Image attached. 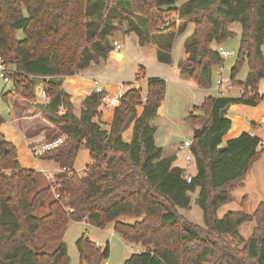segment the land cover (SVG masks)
Instances as JSON below:
<instances>
[{
	"label": "trees",
	"instance_id": "obj_1",
	"mask_svg": "<svg viewBox=\"0 0 264 264\" xmlns=\"http://www.w3.org/2000/svg\"><path fill=\"white\" fill-rule=\"evenodd\" d=\"M178 2L0 0V55L13 86L3 98L12 95L35 104L36 89L44 86L50 99L42 115L52 125L45 142L63 138L39 157L60 166L54 174L57 198L49 182L39 188L37 170L19 163L16 146L1 133L5 117L0 112V264H71L66 243L53 252L37 244L40 234L42 241L59 236L71 221H86L103 230L114 223L124 241L143 247L123 264H264V201L252 214L243 209L218 216L231 201V190L244 185L264 151V138L247 131L225 142L232 120L226 112L222 115L235 104L264 102V95L256 91L264 79V0H186L180 6ZM172 12L180 23L160 27ZM116 13L127 18L141 45L154 40L158 60L168 64L176 37L194 24L184 43L188 57L177 67L202 88L211 87L213 67L224 63L213 43L238 36L231 26L241 27L230 75L242 94L208 96L186 117L195 130L190 150L196 173L191 181L186 168L175 164L177 155L165 156L156 140L152 122L166 97L164 78L149 77L145 95L130 84L109 127L103 126L100 110L106 90L91 92L77 114L72 95L63 87L65 77L109 57L115 48ZM19 31L24 38L18 37ZM245 65L246 78L239 80ZM144 74L141 67L138 77ZM202 128L204 132L196 135ZM84 148L92 162L80 173L75 166ZM197 190L205 227L180 211L190 208L191 194ZM42 207L43 214H37ZM252 221L256 225L246 240L239 228ZM228 237L244 242L243 255L227 251ZM77 247L81 263L103 264L110 255L109 241L97 245L86 232Z\"/></svg>",
	"mask_w": 264,
	"mask_h": 264
},
{
	"label": "rangeland",
	"instance_id": "obj_2",
	"mask_svg": "<svg viewBox=\"0 0 264 264\" xmlns=\"http://www.w3.org/2000/svg\"><path fill=\"white\" fill-rule=\"evenodd\" d=\"M186 0H179V4H182ZM114 17L115 24L117 25V29L113 31L112 39L117 40L121 43L122 49L120 53L123 57L119 60H112L111 55L108 58L101 59L99 63L102 66H105L106 69H111L113 77L116 81H125L124 87L121 89H126L129 87L130 84H133L137 87H140L143 90L144 95L147 91V80L151 76L155 75H169L170 76V66L168 65H161L159 63L158 56L154 53H150L145 51V46H148L150 42H146L144 45L140 44L138 34L132 33L133 31L129 30L128 20L122 14L116 13ZM113 20V21H114ZM167 22L175 23L178 25L180 22L178 20V15L176 12H172L168 18L165 19L163 23H160V27L165 25ZM234 30H241L239 24H234L231 26ZM132 33V34H131ZM18 37L24 38L23 32H18ZM154 41V40H153ZM153 43V42H152ZM239 43H240V35L225 40L222 44L213 43V47L218 49L219 46H222L226 51L232 52V54L224 57V63L222 65V72L225 76H231V68L233 67L234 63L236 62L238 50H239ZM141 45V46H140ZM115 55V54H113ZM113 57V56H112ZM114 58V57H113ZM96 63V62H95ZM141 66L145 67V74L138 77V72ZM247 65L242 68V71L239 75V78L242 79L244 73L247 70ZM221 66H214L213 67V74H212V84L210 87L211 94L216 96L221 95V93L216 88V80L220 77ZM144 76V77H143ZM186 79L193 85L197 84L189 77ZM138 83L136 84L135 82ZM128 84V85H127ZM236 87V86H235ZM3 88L7 91L11 88V83H6L5 80L0 76V109L2 113L7 117L10 118V102H6V99L2 96ZM119 88V89H120ZM118 89V90H119ZM240 89V88H239ZM123 90V92H124ZM186 90L183 92L180 88H178L177 84L173 80H169L168 83V90H167V105L169 107V112L171 115L169 117H159L155 119L154 122L157 125V143L159 145H163L166 149L174 150L175 146L177 148V160L176 165L186 168L187 173L195 174L196 173V164L194 161L188 162L186 160V154L188 153V149L181 147L186 139L193 138L194 131L192 127L186 122V117L190 114L189 112V102H196L199 100V96L192 95L191 91ZM94 90H92L93 92ZM194 91V90H192ZM241 89L238 90L237 88H231L224 92L225 94H234L240 93ZM209 92V93H210ZM192 95V96H191ZM12 97V95L10 96ZM36 97L38 100L43 101L46 103L47 100H44L39 95V89H36ZM21 101V100H19ZM187 101V102H186ZM75 105V104H74ZM201 105V104H200ZM101 109V108H100ZM35 114L31 116V118L23 117L22 120L19 119L18 124L23 127L29 128L30 131H39L40 135H44L50 127V124L45 121L42 117L43 115L40 114V109L34 108L32 109ZM195 113H198V110H195ZM106 114V113H104ZM42 115V116H41ZM104 127H109L110 123L108 121H103ZM25 128V127H24ZM23 128V129H24ZM191 129V130H190ZM25 130V129H24ZM49 131V130H48ZM47 131V133H48ZM193 131V132H192ZM130 131H127L124 136L127 138L129 137ZM40 138V137H39ZM45 143V140L38 144H31V146L35 145L37 147L41 146ZM21 151V156L23 159H26V151L21 142L18 143ZM36 157V156H35ZM39 158V157H38ZM37 159V158H35ZM82 159V156H80ZM88 164L85 165V168ZM32 166V165H31ZM85 168L76 169L80 173L84 171ZM39 177V188L44 186L46 180L43 182V176L41 173L38 175ZM47 179V176H45ZM48 180V179H47ZM49 182V181H48ZM232 199L225 205H223L219 211L218 216L223 217L228 211H241L245 210L248 213H253L257 208L258 204L261 201H264V151L260 158L255 162L254 167L247 175V178L244 182V185L238 186L231 190ZM199 191L192 193V202L189 209H181V213L193 222L197 226L205 227L204 219H203V211L199 207L196 202L198 197ZM43 207L37 212V214H43ZM135 219H132L134 221ZM256 225L255 221L247 222L243 224L240 228V234L247 240L253 232V229ZM86 232L88 237L97 245H104L107 241L110 242V255L106 259L109 264H123L126 259H128L131 254L135 252H139L143 249L140 245L128 243L124 241L118 234L115 233L110 227L106 229H100L95 227L94 225L89 224L86 221H71L67 226L66 230L63 234L51 238H45L47 241L44 240V236L40 234L39 242L37 243L38 246L47 252L55 251L62 243H66L68 247V253L70 256L71 264H86L81 263L80 254L77 247V240ZM227 241L229 242V248L227 249L228 252L236 253L237 257L239 255H243L244 253V242H241L238 238H231L228 237ZM101 243V244H99ZM35 248L37 246H34ZM242 258V257H241ZM245 260L244 258H242Z\"/></svg>",
	"mask_w": 264,
	"mask_h": 264
},
{
	"label": "crops",
	"instance_id": "obj_3",
	"mask_svg": "<svg viewBox=\"0 0 264 264\" xmlns=\"http://www.w3.org/2000/svg\"><path fill=\"white\" fill-rule=\"evenodd\" d=\"M177 5L180 6L179 2L177 3ZM193 30H194V24L191 23L186 27V29L184 30L182 34L176 37V40L173 46V51H172L173 61L171 64L161 62L157 59L161 65L170 66V70H169L170 76L167 74L161 75V76L159 75V77H162L166 80L167 90H168L169 80L171 79L177 84L178 88H180L183 92H186V90L189 89L188 91H191L192 95L196 94L197 96H199V100L197 101V103L196 102L194 103L192 101L189 102L190 103L189 104L190 113L194 111L195 106H199L200 104H202L205 98H207L208 96H211V95L216 96L214 94H211L210 88H202V87L196 86L195 84L193 85V83L191 84L186 79V76L180 73V70L177 67L181 59H185L188 57V53L185 50L184 43L187 37L192 34ZM236 31L238 35H240L241 30L237 29ZM132 33H135V32H132ZM151 41L153 43L152 42L149 43V45L145 46V48L143 49H145V51L147 52L154 53V55H156V58H157V48H158L157 44L153 40ZM110 55H111L112 60H119L123 57L120 51L118 52L111 51ZM141 67L145 69L144 66H141ZM220 72H222V69ZM246 75H247V70L244 73L242 79H240L239 76H238V79L244 80L246 78ZM155 76H158V75H155ZM95 81H99V85L102 86L104 90L107 91V94H111V95L116 94L118 92V89L120 87L123 88L124 83H127L125 81H116V79L112 75L111 69H106L105 66H102L101 64H97L95 62H92L89 67L85 68L81 72L75 75H72V76L65 77L63 81V87L65 88L66 91H68L72 95V101L75 104V111L77 114L80 113L83 100L92 92V90H95V87H96ZM10 83H11V88L7 91L3 88L2 96L6 92L12 90V87H13L12 82L10 81ZM135 83L137 84L138 81ZM232 88H237L238 90L241 89L239 86H236V87L233 86ZM256 91L264 95V79L260 81L259 85L256 88ZM241 94H242V90L240 91V93L225 94V96H240ZM221 95H224V93ZM166 100H167V91H166L165 100L163 101L161 107L159 108L158 116L155 119H158L159 117H169L171 115V113L168 110L169 107L167 105ZM6 102L8 103L10 102L12 106H10V112H9L10 118H7L2 113V110L0 109V112L5 117V123L1 127V133L4 135V137L8 141L12 142L16 146L18 161L21 164V166L24 168L35 169L39 173H41L43 176V182L44 180H46V183H44V186H46L48 184V180L45 179L46 178L45 176H47V174L49 173L55 174L56 172L60 171V166L59 164H57L56 162L52 160H42L38 157H35L31 152L30 145L38 144L42 142L43 140H45L52 130V125L50 124L49 121H47L44 117H42L45 121H47L50 124V127H48L47 129V131L49 130L48 133L46 131L44 135H40L39 131H36V130L30 131L29 128H26L27 124L26 126L21 127L18 124L19 119L22 120L23 117H26V115L24 114L29 115L27 117L31 118V116L35 114V112L32 110L33 107L35 108V105L29 104L25 101H19L14 96L8 97ZM37 102H43V101L38 100ZM114 109L115 107L100 109L103 112V121H108L109 123L112 122ZM42 111L43 110L40 109L39 113L42 114ZM226 113H227V116L230 117L232 120V127L230 131L228 132V134L224 137L225 142L231 138L239 136L242 132H245V131L257 134L261 138H264V123H261V120H260L261 117L264 115V102L260 103L258 106L235 104V105L230 106L229 109L226 110ZM152 123L153 125L157 127L154 120ZM192 130L194 131L193 127H192ZM194 134H195V131H194ZM130 139H131V131H130L129 137H127L126 140L129 141ZM189 140H192V138H190ZM19 142L22 143L26 151V157H27L26 159H23L21 156V151H20V147L18 144ZM161 146L164 148L165 156L173 155V154L177 155L178 146H175L174 150L166 149L163 145ZM80 156H82V159H80ZM91 162H92V159L90 158V152L88 149L84 148L79 153V157L77 159L75 169L85 168V165ZM109 227L112 230H114V223L111 224Z\"/></svg>",
	"mask_w": 264,
	"mask_h": 264
},
{
	"label": "built area",
	"instance_id": "obj_4",
	"mask_svg": "<svg viewBox=\"0 0 264 264\" xmlns=\"http://www.w3.org/2000/svg\"><path fill=\"white\" fill-rule=\"evenodd\" d=\"M170 25L169 22H167L165 25L162 26V28H164L165 26ZM114 45L115 48L113 51L118 52L122 49L121 43L117 40L114 41ZM218 51L224 56H228L230 54H232V52L230 51H226L222 46L218 47ZM222 69V66H221ZM9 72V68L7 67V65L4 62L3 57L0 55V76L5 80L6 83L10 82L11 79L8 75ZM95 90L96 92H102L104 90V88L102 86L99 85V81H95ZM233 81L231 76H225L223 75V72H220V77L216 80V88L218 89V91L223 94L225 91L231 89L233 87ZM39 89V95L40 97H42L44 100H49V94L46 90V88L42 85L38 86ZM123 90L120 88L118 90V92L114 95L111 94H106V96L103 98V103L101 105V108L106 109V108H111V107H116L120 104V99L123 95ZM261 123H264V115L261 117ZM63 141V138H59L56 139L52 142H45L44 144H42L41 146L37 147L35 145L31 146V152L34 156L36 157H40L45 151L54 148L56 146H58L61 142ZM190 146H191V140L186 139L182 145V147L187 148L188 149V153L186 154V160L188 162H192L194 161V156L190 150ZM47 179L49 181V183L52 185V190L55 194V197H59V194H57V183H56V179L54 177V174H47ZM187 180L191 181L192 180V174L188 173L187 175ZM103 264H109L108 261H105Z\"/></svg>",
	"mask_w": 264,
	"mask_h": 264
},
{
	"label": "water",
	"instance_id": "obj_5",
	"mask_svg": "<svg viewBox=\"0 0 264 264\" xmlns=\"http://www.w3.org/2000/svg\"><path fill=\"white\" fill-rule=\"evenodd\" d=\"M34 105H35V107L43 110L46 106V103L45 102H36ZM225 112H226V110H223L222 115H224ZM204 130H205V128L196 130V135H200L202 132H204ZM0 140L3 141V138H1Z\"/></svg>",
	"mask_w": 264,
	"mask_h": 264
}]
</instances>
